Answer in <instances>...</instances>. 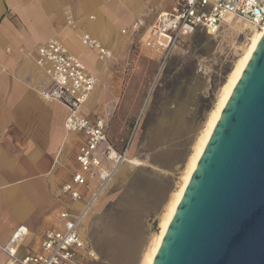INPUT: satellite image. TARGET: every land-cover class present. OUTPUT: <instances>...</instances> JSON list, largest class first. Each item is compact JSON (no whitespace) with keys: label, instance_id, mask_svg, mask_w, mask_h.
Returning <instances> with one entry per match:
<instances>
[{"label":"crops","instance_id":"obj_1","mask_svg":"<svg viewBox=\"0 0 264 264\" xmlns=\"http://www.w3.org/2000/svg\"><path fill=\"white\" fill-rule=\"evenodd\" d=\"M175 1L0 0V244H6L24 226L27 234L19 244V253L39 249L44 231L56 223L58 211L66 205L59 189L77 169L76 154L84 139L81 133L66 132L67 108L40 94L47 77L36 63L38 46L59 39L97 76L99 82L81 115H103L110 103L119 101L108 137L119 133L113 130L126 120L124 112L134 110L131 116L136 117V139L124 170L133 165L132 159H139L135 154L147 98L135 101L139 91L130 82L121 87L124 68L114 63L123 65L142 58L133 52V22L144 18L152 23L160 12L172 11ZM85 33L97 39L111 56L101 60L97 50L84 45L81 38ZM166 108L181 109L176 104ZM105 118L109 124L108 114ZM126 134L123 128L119 151L125 146ZM76 143L73 154L71 145ZM139 160V165H145V160ZM104 164L110 165L107 161ZM91 191L89 187L83 189L87 197ZM67 202L68 207L81 206ZM6 261V254L0 251V264Z\"/></svg>","mask_w":264,"mask_h":264},{"label":"rangeland","instance_id":"obj_2","mask_svg":"<svg viewBox=\"0 0 264 264\" xmlns=\"http://www.w3.org/2000/svg\"><path fill=\"white\" fill-rule=\"evenodd\" d=\"M251 26L228 15L216 35L198 30L185 37L160 71L159 53L143 47L138 41L140 35L133 34V52L142 58L123 65L114 63V66L124 68L121 87L130 82L139 91L134 95L135 101L147 98L135 154L146 163L127 165L122 170L124 161L84 221L82 232L100 254L99 261L88 264H141L144 252L159 231L165 206L178 189L187 157L207 114L249 43ZM88 57L95 59L92 55ZM172 104L181 109H165ZM109 106L110 130L119 101ZM133 112L127 109L126 120L114 127L113 132L119 133L108 137L117 150L123 139V128L127 131L125 145L129 140L132 142L136 133ZM76 147L77 143L71 145L73 154ZM58 195L63 198L60 189ZM67 201L70 200H66L65 207H68Z\"/></svg>","mask_w":264,"mask_h":264},{"label":"built area","instance_id":"obj_3","mask_svg":"<svg viewBox=\"0 0 264 264\" xmlns=\"http://www.w3.org/2000/svg\"><path fill=\"white\" fill-rule=\"evenodd\" d=\"M228 15L262 30L264 0H176L172 11L160 12L152 23H147L144 18L136 19L131 31L140 35L138 41L143 47L159 53L160 71L185 37L198 30L216 35ZM81 40L89 48L98 50L101 60L111 56L110 51L90 34H83ZM36 53V63L48 77L41 96L67 108L64 123L67 133L84 136L76 154L78 168L60 188L64 199L81 203V206L64 207L58 211L56 223L44 231L37 251L19 253V244L27 234L24 226H20L6 244H0V251L7 256L6 264L96 262L100 260V254L83 234L82 225L125 161L130 140L122 151L110 142L105 116L111 107L106 109V114L94 118L81 115L98 79L64 43L52 38L39 45ZM105 161L110 165H105ZM88 187L92 191L87 197L83 189Z\"/></svg>","mask_w":264,"mask_h":264},{"label":"water","instance_id":"obj_4","mask_svg":"<svg viewBox=\"0 0 264 264\" xmlns=\"http://www.w3.org/2000/svg\"><path fill=\"white\" fill-rule=\"evenodd\" d=\"M152 264H264V33Z\"/></svg>","mask_w":264,"mask_h":264},{"label":"bare ground","instance_id":"obj_5","mask_svg":"<svg viewBox=\"0 0 264 264\" xmlns=\"http://www.w3.org/2000/svg\"><path fill=\"white\" fill-rule=\"evenodd\" d=\"M231 16V15H230ZM227 17V16H226ZM224 18V20L226 19ZM223 20V22H224ZM252 27V26H251ZM264 33V29L258 30L255 27H253V33L249 39V43L242 53V55L239 56V58L234 63L231 71L229 72L226 80L222 84L220 88V92L218 94L217 100L215 104L213 105L212 109L208 112L206 121L204 123L203 128L199 132L195 142L193 143L192 151L187 159V162L185 164L184 169L182 170L181 176H180V182L178 189L173 192V194L170 196L166 206L165 210L161 216V220L159 223V231L156 234L155 237H153V240L151 241L149 247L146 249V251L143 254L141 264H152L156 253L159 249L160 242L164 238V234L168 228V225L170 224L176 209L181 201V198L186 190V186L189 182V179L198 163V160L206 147L208 140L210 138V135L212 134L214 127L219 119V116L230 96L232 93L239 77L241 76L244 68L246 67L254 49L257 45L259 39ZM101 44V43H100ZM102 45V44H101ZM96 50V49H95ZM98 51V50H97ZM105 62V61H104ZM86 65V64H85ZM87 67V66H86ZM45 73V72H44ZM95 75V74H94ZM96 76V75H95ZM47 77V75H46ZM48 79V77H47ZM42 91V88H41ZM88 102V101H87ZM86 102V103H87ZM85 103V105H86ZM136 137L134 136L131 142V145L129 147V150L127 149V154L129 151H131V148L135 142ZM127 154L125 156V163L128 161ZM133 165H139L140 160L139 159H132ZM88 215H86L87 217ZM85 217V218H86ZM84 218V219H85Z\"/></svg>","mask_w":264,"mask_h":264}]
</instances>
